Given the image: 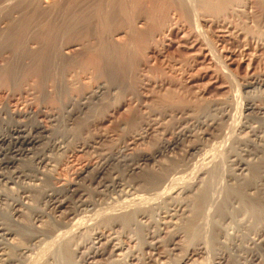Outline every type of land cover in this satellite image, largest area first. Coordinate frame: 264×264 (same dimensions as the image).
<instances>
[{
	"label": "bare ground",
	"instance_id": "bare-ground-1",
	"mask_svg": "<svg viewBox=\"0 0 264 264\" xmlns=\"http://www.w3.org/2000/svg\"><path fill=\"white\" fill-rule=\"evenodd\" d=\"M10 3H12V1ZM10 3L8 4L10 5ZM4 4L5 3H3L2 6ZM16 4L18 19L16 18L13 21L11 20V22L5 26L6 35L4 34L3 41H5V44L6 41L9 42L11 44L10 46L13 45L17 48L20 47V54H25L27 56L29 62L23 68L28 69L33 73L32 75H35V77L37 76V82L39 83L37 84L36 82V85H38V87L40 85V87L44 88L43 90L45 91H40L41 94L42 92L45 94L46 92L52 91V89H50L52 88V82H54L53 85L55 86L54 92L58 95L60 94V96L66 93L67 95L73 94L72 92L76 91V89L83 87L81 89L82 92L78 95L79 100L75 102V105H81L80 107L85 106V102L81 100L87 98V95H93V93L104 87L102 82L99 81L95 88L93 87V90H91L92 88L89 89L90 86L87 89L86 85H90L89 83L92 81L93 77L98 76L99 78L104 76L105 78L118 83V85H122L121 87L127 84V79H130L129 77L136 78L135 76L139 77L140 75V78L144 79L143 81H149V76L147 77L148 79H146V73L149 72V70L153 71L157 68L153 58L156 57V54L159 53L163 47H168L172 44L174 37L177 39L174 46L175 48L191 50L195 49L198 45V49H205L200 53L202 54V59H204L209 66H206V69H202L198 72L196 71L197 78L203 79L211 69L216 78L222 74L228 78L227 80H229L232 78V75L238 73L243 68L245 77L242 75V79L241 76L240 79L242 81V90H244L245 93L251 90H248L249 88H255L256 85H264V60L262 61L261 59L263 62L261 67L255 63V59L258 56L257 52L260 48H262V45H264V0H17ZM11 5V7H8L9 9L13 7V4ZM5 9L7 10V8ZM77 29L79 32L83 31L86 33L85 35H91L92 33V36L96 40L94 39L95 41H92V44L88 43L85 45L81 43V41L64 42L61 50H59L58 53L54 52V48L51 46V36L54 34L55 37L60 40L63 35L66 36L69 33L72 34V30L76 33L75 30ZM77 34L78 32L76 35ZM81 35L82 33L79 36ZM233 36L240 41V46L242 48L238 50L239 52H235V50L232 52L228 49H222L220 53L221 55H219V59L221 58L219 61L212 48L215 49V47L219 45H221V47H225L223 44L224 39L232 38ZM29 38L37 40L38 45L31 47V44L34 42L30 41ZM250 45H255V47L252 48L253 46L250 47ZM17 48L16 51L18 50ZM49 51L52 56L48 53ZM47 54H49L50 57ZM198 54L193 52L191 56L188 55L190 58L187 61L184 59L185 63L187 62V65L192 66L191 63L194 64ZM177 60L180 59H176V61ZM181 60L177 61L178 67L179 65L182 67V63H184ZM206 63L205 65H207ZM201 67L198 68L201 69ZM162 68L163 67H161V69ZM190 68L191 67H189V69ZM28 70H26L27 73H29ZM194 71L192 73H194ZM164 72L163 75H165ZM170 72L172 71L170 70ZM11 74L12 73L8 70V75ZM14 74L15 73L12 75L14 76ZM151 75L152 74H150V76ZM131 82H134V80L132 79L129 83ZM28 85L29 86H27V88L29 89L35 88L31 84ZM137 85L139 84L137 83ZM121 92H123V90ZM167 94V97H165V95L158 97L152 105L150 104V106L139 99L136 107L134 106V108L131 107L126 110L127 114L131 115V117L139 123L137 128L127 129L125 134L127 139L126 148L131 149L133 144H135L138 139L143 138L145 136L144 134L151 128L152 124H160L161 121L158 122V118L155 117V115H159L161 119H165V117L181 118L182 120L194 119L200 124L199 127H201V130L199 134L202 135L200 137L197 136V141L194 142L193 145H189L187 148H189L188 151H192L190 153H193V155L199 153V155H196V157H198L197 159L195 158L196 163L194 161L195 164L193 163V168L197 165V163L200 165V167L197 165L199 169H201L204 165H207L208 168V166H210L209 163H213L214 152L212 153V151H215L214 156H216V153H220L222 150L220 144L223 145L227 141L224 138L227 134L222 128L226 125L227 120L229 121L231 114L229 109L230 106L228 105V107L227 104L225 105L227 100L222 102H225V106L220 107L219 105L221 102L217 99L206 100L203 98L206 94L203 89L193 99L188 100L179 94ZM126 104L127 103L122 102V105L118 106V109L121 110V107L123 108ZM261 110H264V105L257 104L253 100L247 103L244 108L245 116ZM5 114L8 115L9 122L8 120H5V118H0V205H8L10 213L6 214L5 211L3 212L0 210V212L3 213L1 215L6 214L8 217V223L7 221L4 222L2 220V216V218L0 217V264H28V258H33L34 255H37L38 258H33L35 261L32 263V260L31 264H67V262L63 263V261H67L69 259L65 255L67 253L68 256L71 254V257H74L75 259L76 255L74 256V254H76V252H80L82 256L78 260L79 262L76 260L73 262L74 264H80V262L83 264L94 263L93 259H95V257L97 258L98 255H101L103 251L100 245L97 246L102 236L100 234H92L93 236L90 235L91 237L88 240V247L86 246V250L80 251L79 242L77 243L76 241H73L75 240L74 238L76 237V232L83 228L85 229L87 226L90 227V225H94V222L97 220L107 219L106 221H110L108 219L113 218L112 214L117 212V210H119V212L121 210L125 211L126 208H130L136 204L139 205L142 200H145L144 203L146 202V204L152 205L155 199H160L166 196V194L173 192L177 189L179 184L180 186L178 189L182 188L183 191L193 185H181L182 181L186 177L181 173L184 168L181 167L182 169H180L175 167L171 170L167 169L164 172L160 173L159 171L152 174V176L149 177L150 180L146 181L144 186H140L141 188H139V190H136L137 188L132 190L128 187V185H123L124 183L118 184V189L116 188L119 193L118 198L112 199L110 202L98 199L91 200L92 198L89 200V197L87 199L86 193L83 189L78 187L76 182L71 181L64 184L61 180H59V178H57V176H54V173L52 172L53 169H50L52 168L51 162L53 163V160L51 161L47 152L49 149H47V147L44 148V144L45 142L47 143V139L51 138V129L41 123L40 117L44 116L51 119L52 116H54V112L52 111L47 113L45 110L37 109L35 118H30L31 116L29 117L28 115L29 111L26 109H24L23 112L16 111L15 109H8ZM24 117L25 120H23ZM125 124L127 125V122H125ZM187 127H185L184 124L180 134L187 135V132L189 133L188 129H190ZM226 132L228 133V131ZM219 138H224L225 142L220 141ZM230 139L232 140V138ZM55 141H52L54 145H61L58 141ZM175 142L167 140V142H165L162 146L157 148L155 147L156 149L154 148V151L152 152L137 153V155H135V159L131 162L129 161L128 166L130 171H138L141 164H150V162L156 158L155 155L160 152L161 148H172L176 144ZM160 144L161 143H159V145ZM47 145L49 146L50 144ZM217 147L219 148L217 151L221 149L218 152H216ZM245 151L243 153L246 156L247 152ZM232 155L233 158L236 159L235 161L237 165L235 164V167L238 166L236 169L239 168L241 171L242 169L247 170L249 176L246 178H241L239 176L242 181H240V178L238 179L233 176V181L229 184L230 186L228 185V188L226 187L228 191L223 196L224 198L219 199L218 197L221 192H218V201L215 200L216 196L214 195L217 193L207 192L214 189L213 185H210L213 189L209 188L208 190V188H205L206 193L200 197L201 200L205 199L208 203H212L214 199L213 202H216V204L214 203L215 206L218 205L214 210L211 209L208 211L211 204H204L205 212L206 207H208V212L211 211L210 213H212V211H214L213 213L219 217L218 220H216V225L218 227L222 226V220L229 215L232 223H236V225L241 226L243 230H245L241 233V236L247 241L250 249V255L249 258L246 259L247 262L244 264H257L258 257H260L259 250L264 249V222L256 231H252L253 235H251V233L248 234L247 229H252L254 224H256L257 219L258 221L261 220H259V218L262 214V217H264V169L261 168L262 166L260 161H247V158L244 159L245 157L243 156V158L242 153L240 152ZM258 155L259 154H257V156ZM25 162L28 164L27 167H22V163ZM85 170H80V175ZM99 172L100 171H96V174L98 175ZM46 180H54V182L42 191V195L44 198L48 199V202L50 201V206L55 209V213L59 212V214L62 215L67 209H71L72 211H70V215H68L67 219L65 217L64 219H58L57 217L59 215L57 213L53 217H49L46 222L43 221L44 223L42 224V215L45 213L43 210L37 212L34 208L36 212L32 215V224L30 223L29 225L25 222V225V223L23 224L20 222V219L26 214L25 210H22V208L25 209L32 206V191L38 190L41 186V184L38 186L40 181L46 182ZM188 181L186 183H188ZM40 188L43 189V187ZM167 189H169V191H167ZM249 190L252 191L249 192ZM38 191L37 193L41 190L39 192ZM166 191L167 193H165ZM200 191L202 192L201 189ZM212 193H214V198H212ZM200 197L196 198L200 199ZM221 197L222 196H220V198ZM74 198L76 199L74 200ZM233 203H236L237 206H234ZM199 209V207L198 209H195L194 206L195 211L193 210L190 215H192V217L197 216V214L199 215L201 213L199 212ZM222 209L224 210L222 211ZM31 210H33V208ZM128 212L123 215L116 213V215L124 218ZM202 213H204V211H202ZM120 214H122V212ZM214 214L212 215L215 216ZM195 219L199 220L200 218L197 217L194 218V220ZM112 220L113 219H111L110 224H116V222ZM212 220L213 219H211V222L213 223ZM190 221L192 222V220ZM28 225L31 228L30 230H27ZM238 226L236 227L239 229ZM256 226L257 225H255V227ZM209 227L213 228L212 225ZM191 229L193 231L194 228ZM214 229H212V231ZM229 229L232 231L225 232L234 234V236L239 235V233L238 235L237 233H234L236 232L233 230L235 228L230 227ZM208 233L211 234V232ZM212 234L214 235V233ZM18 235L21 238L22 236L27 238L29 243L24 245V242L20 243L22 240L16 243V240L18 239H16V237ZM210 236H208V239ZM217 237L220 238V236ZM115 239H117L116 236H112L109 239L107 238L106 244L111 245V249L113 250H120L123 248L122 244L119 239L118 242H114ZM57 240L59 242L54 246V243L57 242ZM32 241L34 242L31 243ZM205 243L210 242H203L205 245L204 247L206 248L207 244ZM33 244H37L36 247L38 246L39 251H33L32 246H30ZM53 246L54 248H52ZM44 248L45 251L40 250ZM89 259H91V261H88ZM215 264H223V261H217Z\"/></svg>",
	"mask_w": 264,
	"mask_h": 264
},
{
	"label": "rangeland",
	"instance_id": "rangeland-1",
	"mask_svg": "<svg viewBox=\"0 0 264 264\" xmlns=\"http://www.w3.org/2000/svg\"><path fill=\"white\" fill-rule=\"evenodd\" d=\"M11 1L12 3H10ZM15 2L17 3V0L16 1L15 0H5V2L4 0L3 1L0 0V3H1L0 4V8H1L0 9V26H1L0 28V110H1L0 118L1 119L5 118V120H8V115L5 114V112H7L8 109L9 110L15 109L16 111H21V112H23L24 109H26L29 111L28 115L29 117L31 116L30 118H33V117L35 118V113L37 109L45 110L47 111V113L52 112V111L54 112V116H52L51 119L44 117V116L40 117L41 123L44 124L47 128L51 129L50 130L51 138L46 140L47 143L45 142L44 148L47 147V149H49L47 151L48 155L51 161L53 160V163L51 162L52 168L50 169L51 170L53 169L52 172L54 173V176H57V178H59V180H61L64 184H66V182H71V181L76 182L78 187L80 189H83V191L86 193L87 199L89 197V200L90 198H92L91 200H96V199L101 200V201L106 200V202H110L112 199L118 198V194H119L117 192L118 184L124 183L123 185H128V187L131 188L132 190L133 189L135 190L136 188H137L136 190H139V188H141L142 186L146 184L145 183L146 181L150 180L149 177L152 176V174L159 172V171L161 173L167 169L171 170L175 167L180 168V169L184 168V170H182L181 173L184 174L187 178L185 177L183 181L181 180L182 181L181 185L184 184L185 186H187V185L193 184L191 187H189L190 189L188 188L187 190H184V191L182 188H179L180 191H183V192L179 191L178 189V187L180 186L179 184L177 189H175L173 192L166 194V196L160 199L159 198H157V200L155 199L152 205L146 204V202L144 203L145 200H142V202L140 201L141 203H139V205L141 204L140 206L136 204L134 206H131L130 208H126L125 211L121 210L119 212V210H117V212L112 214L113 218H111L113 219L112 221L116 222V224H110L111 219H108L110 221H106L107 219L106 220L102 219V220L95 221L94 225L92 226L90 225L91 228L93 227L92 228L93 230L89 226H87L85 228L86 230L83 228L80 231L76 232L75 233L76 237L74 236L75 240L73 241H76L77 243L79 242L80 251H84L88 247V244H89L88 240L91 237L90 235L100 234L102 236V238L97 244V246L100 245V247L102 248L103 250L102 254L98 255L97 258L95 257V259H93L94 263H91V264H129V263H134V264L135 263L136 264H215V262L217 263V261H223V264H242V263L244 264L245 262H247L246 259L249 258L250 249L247 244V241L244 239V237L241 236V233H243V231L245 230H243L241 226L236 225V223L234 222L232 223V221L229 218V215H227L225 219H223L224 222L222 220L221 222L222 226L218 227L216 225L217 224L216 220H218L219 217H217L216 214L213 213L214 211H212V213H210L211 211L208 212L211 209L214 210L215 207H217L218 205L215 206L216 202H213L214 199L212 203H208V201L206 202L205 199L201 200L200 196L206 193L205 188H208L209 190V188L211 189L212 188L211 186L213 185L214 189L213 188L212 189L215 191L210 190L207 192L217 193V194L212 193V198L216 196L215 200H217L218 198L222 199L224 198L223 196L225 195V193L228 191L226 187L229 184H231V182L233 181L232 180L233 176L238 179L240 177L246 178L249 176L247 170L242 169L241 171V169L239 168L236 169V167L238 166L235 167L236 159L233 158V155H232L234 153H237V152L242 153V157L244 156L245 158L244 157L243 158L244 159L247 158L246 160L250 162L252 160L255 162L260 161V164L262 166L261 168L264 169L263 167L264 166V154H263L264 153L263 152L264 150V110L250 113V115L248 116H245V112H244L245 106L247 105V103H249L252 100L257 104L264 105V85L263 86L254 85L255 88H249L248 90L250 89L251 90L245 93V91L242 90V86H241L242 75L243 77H245L243 68L238 73L232 75V78L229 80H227L228 78H226L222 74H220L219 76H217L218 78H216V76H214V74L212 73L211 69L209 70V73L206 74V77H204L203 79L197 78L196 71L198 72L202 69H206L209 66L208 63H206L205 60L202 59L201 57L202 54L200 53L204 51L205 49H202V50L198 49L199 48L198 45L196 46L195 49H191V50L175 48L174 46H175L177 39L176 37H174L173 43L170 44L168 47H163L161 51L156 54V57L153 58L154 59L153 61H155L157 68L153 71L149 70V72L146 73V79L150 78L149 81H143L144 79H141L140 75L139 77L135 76L136 78L129 77L130 79H127V84L130 81H132V79L134 80V82H131L128 85L126 84L125 85L126 87L123 86L125 87L123 88L121 87L122 85L120 84L118 85V83H115L114 81H111L108 78H105L104 76H101L99 78L98 76L93 77L92 81H90L89 83L90 85H86L87 89L90 86L89 89L92 88L91 90H93L99 81L102 82V85L104 87L99 89L95 93H93V95H87V98H84L83 100H81L85 102L84 107H80L81 105L78 106V104H76L77 105L76 106L75 102L79 100L78 95L82 92L81 89L83 87L81 88L79 87L78 89H76V91L72 92L73 94L67 95L66 93L60 96V94L58 95L57 93L54 92L55 86L53 85L54 82H52V86H51L52 88H50L52 89V91L46 92L45 94L42 92L41 94L40 91H44L43 90L44 88H41L40 85L39 87L38 85H36V82L38 80L37 76L35 77V75H32L33 74L32 72H30L28 69L23 68L29 62V59L27 58V56L25 54H24L25 56L20 54V47L17 48L15 46L18 49L17 50L18 52H17L16 48L13 45L10 46L11 44L9 42L6 41V44H5V41H3L4 34L6 35L5 26L9 24L11 20L13 21L16 18L18 19V11H17V6H16L17 4ZM3 3L5 4L2 6ZM8 3H10V5ZM11 4H13V7L9 9L8 7L9 6L11 7L12 6ZM5 8H7V10ZM75 31L76 33L78 32L77 35L76 33H74V30H72L71 32L72 34L69 33L66 36L63 35V37H61L60 40L57 37H55V35L53 34L50 39L52 40L51 46L54 48V52L58 53L59 50H61L64 42L81 41V43L85 45L88 43L92 44L93 43L92 41L96 40L92 36V33L91 35L87 34V35H90L91 36L90 37V36L85 35L86 33H84L83 31H80L82 35L79 36L81 33L78 31V29ZM34 40L33 38L30 39V41L35 43L37 40L35 41ZM34 43L31 44V47H35L38 45V41L35 44ZM223 44L225 47H221V45H219V46H216L215 49L212 48V50L215 51L213 52L215 56L217 55L216 57L218 59H219V55H221L220 53L222 49H228V50H231L232 52H234L235 50V52H239L238 50L242 48L240 46V41L234 36L232 38H225L223 41ZM263 46L264 45H262V48H260L259 51L257 52L259 57L257 56L255 59L256 61L255 63L258 64L259 67H261L263 63L262 61L264 60V47ZM250 47L254 48L255 45H250ZM193 52L196 54L199 53L200 55L198 54L199 57L198 56L196 57L195 59L196 61H194V64L191 63L192 66H189L187 65V62L185 63L184 59L186 61L189 60L190 57H188V55L191 56ZM48 53L51 55L50 51ZM176 59H180V60L182 59L181 61H183L185 64L182 63L183 64L182 67L180 65L178 67L177 61H180V60L176 61ZM205 63L207 65H205ZM195 64L197 67L195 66ZM161 67L163 68L161 69ZM189 67L191 68L189 69ZM198 67H201V69ZM164 69H165V72H164ZM169 69L172 72H170ZM8 70L12 74L15 73L14 76L12 74H11L12 76L8 75ZM26 70H28L29 73H27ZM162 71L164 72L165 75H163ZM193 71L194 73H192ZM150 74L152 75L150 76ZM240 76H241V79H240ZM143 82L147 84H144ZM38 83L39 82H37V84ZM132 83H135V84H132ZM137 83L139 85H137ZM28 84L33 85L35 88L33 89L27 88V86H29ZM129 86L133 89V91ZM202 89L206 93L203 97L206 100L207 99L208 100L217 99L222 104V105L221 104L219 105L220 107L221 106L224 107L226 104L227 106L228 105L230 106V107L228 106L230 109V113H231L229 121L227 120L226 125L223 126L222 128L224 129L228 137H230L231 135L233 136V137L232 136L230 137L232 138V140L228 138L227 136L224 137L225 140H227L226 143L228 144L224 143L227 146L224 144L223 145L220 144V146L222 147L221 148L222 150L220 149L221 152L219 153L218 151L220 150L217 151V149H219L220 147L218 146L219 148L218 147L216 148V152H218L216 153V156H214L215 151L214 150L212 151V153L214 152L213 153V163H209L210 166H208V168H207V165H204L205 167L202 166L201 168L203 170L202 171L201 169H199L200 165H198L197 163L199 167L196 165L194 169L193 165L196 163L195 160L198 157V156L196 157V155L197 154L199 155V153L193 155V153H190L192 151H188L189 148H187L189 147V145H193L194 142L197 141V136L200 137L202 135V134H199L201 130V127H199L200 124L197 123L194 119L182 120L181 118L178 119L175 117H165V119H161L159 115H155V117L158 118L157 121L158 122L161 121L160 124L156 123L159 126L156 124H152L151 128L144 134L145 136L143 138L138 139L136 143L133 144L131 149L126 148L127 139H126L125 134L127 132V129L128 128L135 129L138 127V124H139L137 120L135 121L131 117V115L127 114L126 110H128V108H131V107L134 108V106L136 107L137 103L139 102V99L149 106L150 104L152 105V103L156 101L158 97L164 96V95L165 97H167L168 96L167 93L169 94L175 93L177 95L179 94L180 96L185 97V99L188 100V99H193L195 96H197ZM122 90L123 92H121ZM231 91H234V92H231ZM226 100L227 102L226 103L224 102L225 103L224 105V103L222 102ZM228 100H231V101H228ZM122 102L127 103L125 106H123V108H126V109H123L121 107V110H120L118 109V106L122 105ZM23 120H25V117L23 118ZM124 121L127 122V125L125 124ZM184 124H185V127L188 126L187 128H190L188 129L189 133L187 132V135H190V136L180 134V131L182 127H184ZM244 125H245V128H244ZM139 131H142V130H139ZM226 131H228V133ZM224 138L223 139L219 138V140L222 142H225ZM51 140L52 141L56 140L55 142L58 141V143L61 145L59 146H57V144L54 145ZM167 140L168 141L172 140L174 142L176 141L175 142L176 144L174 145V147L166 148V149L161 148L160 152H158V154L156 153L155 155L156 158H154V160H152L150 164L148 165L141 164L140 169H138V171H133V172L130 171L129 166H128L129 161L130 162L133 161L137 153L139 152L149 153V151L152 152L154 151L155 147L157 148V147L162 146L163 144H165V142H167ZM159 143L161 144L159 145ZM47 144H50V145L48 146ZM243 150L247 153L249 152L251 153L249 154L246 153V156H245V154L243 153L244 152ZM257 154L259 155L257 156ZM255 155H256V158H255ZM230 159H233V160H230ZM22 164H23L22 167H27L28 165L26 162ZM82 169L83 170L86 169V170L82 172V174L80 175V170ZM96 171H100L98 175L96 174ZM241 178H240V181H242ZM187 181L188 183H186ZM53 182L54 180H50V181L46 180V182L40 181L38 186H40L41 184L40 187H43V189L39 187L38 190L39 191L41 190L40 192L38 190L32 191L33 192L32 193L33 201L31 203L32 206H30L29 208H25V209L22 208V210H25L26 214L20 219V222H22L23 224L25 222L29 225L30 223L32 224V215L36 211L38 212L40 210H43L45 213L42 215L43 216L42 224L46 222L49 217H53L57 213L59 215L58 217L56 216L58 219H64V217L66 219L68 218V215H70V211H72L71 209H67L66 211H64L62 215L59 214V212L55 213V209H53L52 206H50V201L48 202V199L44 198L42 195V191L45 188L52 185ZM200 189L202 190V192L200 191ZM37 191L39 193H37ZM167 191H169V189H167ZM167 191L165 193H167ZM251 191L252 190H249V192ZM218 192L219 193L221 192L220 193V196H222L221 198L220 196L218 197V194H219ZM198 196L200 197V199H197L199 198ZM75 199L76 198H74V200ZM207 203L209 205L211 204L212 208L206 207V212H207L206 213L204 210V207H205L204 204H207ZM5 206H6L5 204H1L0 210L3 212L5 211L6 214L10 213L8 205L6 207ZM194 206H195V209H198V207L200 208L199 212L202 213V211H204V213H202L203 215L200 213L201 215L197 214V216L192 217V215L190 214H192L194 210ZM234 206H237V204L235 203ZM31 207L33 208V210H31L32 209ZM34 208L36 209V211ZM207 208H208V211H207ZM180 209L182 212L180 211ZM223 210L224 209H222V211ZM121 212L122 214H120ZM127 212L128 214L124 218L122 216L119 217V215H123ZM116 213H119V215H116ZM1 214L3 213L0 212V217L1 216L3 217V218L1 217L2 220L4 222L7 221L8 223L7 215L6 214L1 215ZM204 214L205 215L207 214L206 215L207 218L209 216L210 217L207 219ZM212 214H214L215 216H213ZM262 215L259 218V220L261 219L260 221L262 223L258 221L257 219L259 224L256 221V224H254V227H253L255 229L248 228L249 229V230L247 229L248 234L251 233V235H253L252 231L253 230L256 231L263 224L264 217H262ZM197 217L200 218L199 219L200 221L196 219L194 220V218H197ZM210 218L213 219L212 220L213 223L211 222ZM190 220H192V222ZM229 224H230V227L235 228L233 229L236 231L234 233H237V235L239 233L238 236H234V234L227 233V232L232 231L231 229H229L230 228ZM29 225L27 227L28 228L27 230L31 229ZM211 225L213 228L209 227ZM255 225H257L258 227L257 226L255 227ZM214 226H215V229H214ZM236 226H238L240 230ZM191 228H194L193 231ZM206 228L208 231L206 230ZM212 229L214 230L212 231ZM208 232H211V234L214 233V235L213 234L211 235ZM209 234L212 236V238ZM215 234L217 236H220V238L217 237ZM112 236H116L117 238L114 240V242L116 241L118 242V239L120 240L123 248H121L120 250H113L111 249L112 248L111 245L106 244L107 238L109 239ZM208 236H210L209 237L210 241L208 239ZM213 236H216V237H213ZM16 239H17L16 243L20 242L21 240L22 241L20 243L24 242V245H27L29 243L27 238L23 236L21 238L18 235ZM33 242L34 241H32L31 243ZM58 242L59 241L57 240V242L54 243V246ZM203 242H210V243H205L207 244L205 248L204 247L205 245L203 244ZM36 245L37 244L30 245L32 246L34 252L39 251L38 246L36 247ZM81 245L83 248L81 247ZM54 246L52 248H54ZM40 250L45 251V248L40 249ZM263 251L264 249L259 250L260 257H258L257 264H264V252ZM75 255H76V258L74 259V257H71V254H69L68 256V253H67L65 256L69 259L67 261L66 260L63 261V263L67 262V264H74L73 262L76 260L78 261L80 257L82 256L80 252L79 253L76 252L74 256ZM35 257L38 258L37 255L36 256L34 255L33 258ZM33 258L32 257H30V259L28 258L29 260V261L27 260L28 264H31V261L33 260ZM35 259L32 261V263L35 261ZM88 261H91V259H89ZM80 264H83V263L80 262Z\"/></svg>",
	"mask_w": 264,
	"mask_h": 264
}]
</instances>
